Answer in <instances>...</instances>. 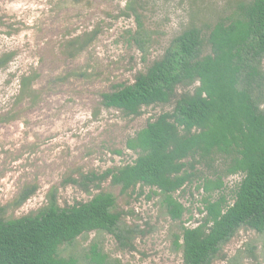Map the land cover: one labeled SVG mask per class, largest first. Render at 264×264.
<instances>
[{
  "label": "rangeland",
  "instance_id": "obj_1",
  "mask_svg": "<svg viewBox=\"0 0 264 264\" xmlns=\"http://www.w3.org/2000/svg\"><path fill=\"white\" fill-rule=\"evenodd\" d=\"M247 1L134 0L129 10L128 0H0V58L10 57L0 69V218L36 214L51 193L62 208L112 193L125 239L91 232L63 247L61 255L91 264V250L98 247L105 264H183L175 237L182 227L198 226L204 199L198 188L215 172L224 175L222 165L199 166L194 182L175 194L187 209L182 221L167 215L150 188L123 193L110 179L97 187L82 177L134 163L138 155L127 141L174 109V103L154 105L139 117H126L103 107L102 95L133 83L187 28L205 35ZM136 15L143 22L141 35ZM25 77L34 81L32 89H21ZM259 91L264 110V81ZM241 180V174L223 176L224 188L215 197L232 204ZM32 188L36 192L19 205ZM212 264H264V233L241 228Z\"/></svg>",
  "mask_w": 264,
  "mask_h": 264
},
{
  "label": "trees",
  "instance_id": "obj_2",
  "mask_svg": "<svg viewBox=\"0 0 264 264\" xmlns=\"http://www.w3.org/2000/svg\"><path fill=\"white\" fill-rule=\"evenodd\" d=\"M127 9H134L128 0ZM139 35L141 16L136 15ZM85 47H81L83 51ZM209 51V52H207ZM10 57L0 58V69ZM264 0H250L220 19L207 34L189 27L176 36L161 58L133 83L120 84L102 95V105L126 117H139L144 107L174 103L127 141L138 155L134 163L82 177L86 185L111 180L123 193L147 187L160 197L161 207L173 221H182L187 209L175 194L194 182L199 166L215 169L198 188L204 192L203 215L196 227H182L175 247L183 264H212L222 247L243 227L264 233V110L259 98L264 81ZM34 81L23 78L21 89ZM196 86L179 94L180 88ZM242 175L234 202L216 192L223 176ZM35 188L21 195L25 203ZM121 214L116 197L101 192L87 203L59 206L51 193L38 213L18 219L0 218V264H77L61 255L82 235L106 232L120 236ZM106 256L93 247L91 264H105Z\"/></svg>",
  "mask_w": 264,
  "mask_h": 264
}]
</instances>
